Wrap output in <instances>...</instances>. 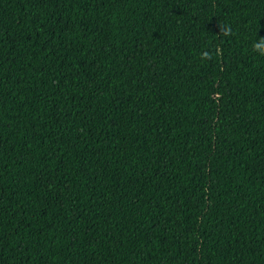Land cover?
Listing matches in <instances>:
<instances>
[{"label": "trees", "instance_id": "1", "mask_svg": "<svg viewBox=\"0 0 264 264\" xmlns=\"http://www.w3.org/2000/svg\"><path fill=\"white\" fill-rule=\"evenodd\" d=\"M0 264H264V0H0Z\"/></svg>", "mask_w": 264, "mask_h": 264}, {"label": "clouds", "instance_id": "2", "mask_svg": "<svg viewBox=\"0 0 264 264\" xmlns=\"http://www.w3.org/2000/svg\"><path fill=\"white\" fill-rule=\"evenodd\" d=\"M257 47L259 48V47H260V45H257Z\"/></svg>", "mask_w": 264, "mask_h": 264}]
</instances>
